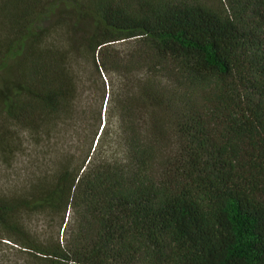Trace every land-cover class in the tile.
Listing matches in <instances>:
<instances>
[{
  "label": "trees",
  "instance_id": "1",
  "mask_svg": "<svg viewBox=\"0 0 264 264\" xmlns=\"http://www.w3.org/2000/svg\"><path fill=\"white\" fill-rule=\"evenodd\" d=\"M20 157L0 264H264V0H0Z\"/></svg>",
  "mask_w": 264,
  "mask_h": 264
},
{
  "label": "rangeland",
  "instance_id": "2",
  "mask_svg": "<svg viewBox=\"0 0 264 264\" xmlns=\"http://www.w3.org/2000/svg\"><path fill=\"white\" fill-rule=\"evenodd\" d=\"M33 153V152H32ZM29 173H32L30 166L28 165V159L18 158L11 166L3 164L0 158V193L10 194L11 192H18L26 186V180ZM49 227L48 222L45 219H39L32 224V228L37 231L45 230ZM58 228H56V231ZM63 231V230H62ZM61 231V234H62ZM12 249L0 245V258L5 256L12 258L15 255Z\"/></svg>",
  "mask_w": 264,
  "mask_h": 264
}]
</instances>
